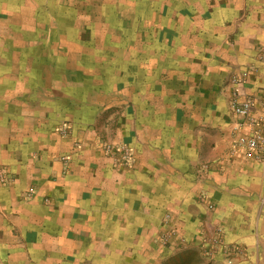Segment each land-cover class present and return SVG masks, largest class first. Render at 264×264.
I'll list each match as a JSON object with an SVG mask.
<instances>
[{"label":"crops","instance_id":"obj_1","mask_svg":"<svg viewBox=\"0 0 264 264\" xmlns=\"http://www.w3.org/2000/svg\"><path fill=\"white\" fill-rule=\"evenodd\" d=\"M260 45L264 0H0V264H264Z\"/></svg>","mask_w":264,"mask_h":264},{"label":"built area","instance_id":"obj_2","mask_svg":"<svg viewBox=\"0 0 264 264\" xmlns=\"http://www.w3.org/2000/svg\"><path fill=\"white\" fill-rule=\"evenodd\" d=\"M256 57L259 61L264 62V45H260L256 52ZM244 75H236L232 82L234 85L245 82ZM251 103L249 101H240L239 96L235 95L229 100V110L232 115L246 117L249 114ZM254 125V122L251 123ZM242 126V125H241ZM240 126H236L233 131L231 152L240 149L245 153H250L263 160L264 154V135L258 130H253L251 134H240ZM103 151L106 155L113 157L115 163L129 166L131 162V149L124 144L118 142L105 143ZM214 247L221 245L225 253H244V247L240 246H224L220 239H215ZM208 248V247H207ZM207 251V250H206ZM209 252V251H208ZM228 263H231V259L228 256Z\"/></svg>","mask_w":264,"mask_h":264},{"label":"rangeland","instance_id":"obj_3","mask_svg":"<svg viewBox=\"0 0 264 264\" xmlns=\"http://www.w3.org/2000/svg\"><path fill=\"white\" fill-rule=\"evenodd\" d=\"M215 248H221L219 246L215 247ZM222 249V248H221ZM222 251L224 252V250L222 249ZM205 253H209L208 251H206ZM225 253V252H224ZM228 259V258H227Z\"/></svg>","mask_w":264,"mask_h":264}]
</instances>
